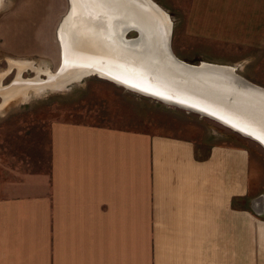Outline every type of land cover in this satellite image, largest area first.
Here are the masks:
<instances>
[{
	"label": "crops",
	"instance_id": "0c3cea01",
	"mask_svg": "<svg viewBox=\"0 0 264 264\" xmlns=\"http://www.w3.org/2000/svg\"><path fill=\"white\" fill-rule=\"evenodd\" d=\"M200 37L264 45V0H188ZM243 145L72 120L0 192V264H264ZM256 198L252 197V199Z\"/></svg>",
	"mask_w": 264,
	"mask_h": 264
},
{
	"label": "rangeland",
	"instance_id": "374dc122",
	"mask_svg": "<svg viewBox=\"0 0 264 264\" xmlns=\"http://www.w3.org/2000/svg\"><path fill=\"white\" fill-rule=\"evenodd\" d=\"M152 1L173 22L171 48L176 56L191 64L234 66L239 75L264 87V45L240 46L200 37L196 24H186L188 0ZM4 3L6 6L0 10V192L5 183L18 181L26 171L47 167L51 122L72 120L195 140L205 137L209 143L247 147L250 191L245 201L240 199L239 207L244 205L252 210L250 199L256 196L263 203L253 205V211L264 219V149L208 117L164 104L96 75L61 89L31 90L25 97L12 98L4 104L5 93L1 90L15 92L19 84L36 78L33 68L46 67L50 73H56L60 52L55 34L67 11V0H4ZM133 36L134 32L128 34ZM11 60L32 63L33 68L22 69L17 79L19 71ZM38 77L47 79L45 74ZM260 208H263L261 212Z\"/></svg>",
	"mask_w": 264,
	"mask_h": 264
},
{
	"label": "bare ground",
	"instance_id": "6f19581e",
	"mask_svg": "<svg viewBox=\"0 0 264 264\" xmlns=\"http://www.w3.org/2000/svg\"><path fill=\"white\" fill-rule=\"evenodd\" d=\"M4 5V0H0V6ZM117 19L131 21L141 27L144 36L138 47L124 49L120 46L115 23ZM171 22L169 15L152 0H67V11L55 34L60 52V65L56 73H50L46 67L35 69L32 63L26 61L11 60L10 63L19 71L17 79L27 66L35 70L36 78L19 84L15 92L1 90L2 94L5 93L3 103L16 97L23 98L31 90L61 89L68 83L96 75L148 97L157 99L155 96H158L168 102L174 99L177 103L180 101L200 107L217 115L234 129L264 142V100L257 101L258 96H250L259 94L263 98L264 94L251 90L244 92L249 97L237 95L236 86L227 75V67H218L214 73L203 71L198 75L174 73L172 64L166 61L162 53L163 28L168 31ZM206 63L201 62V66H210ZM123 67L134 71L132 77L123 74V71H127ZM152 73L161 77L175 75L173 79L177 81L175 87L178 91L200 103L170 91L153 92L154 89L145 83H139L142 75L150 77ZM40 74H45L47 79H39ZM200 79L208 83H201ZM209 83L215 87H210ZM218 87L232 93L219 95L216 91Z\"/></svg>",
	"mask_w": 264,
	"mask_h": 264
},
{
	"label": "water",
	"instance_id": "95a60500",
	"mask_svg": "<svg viewBox=\"0 0 264 264\" xmlns=\"http://www.w3.org/2000/svg\"><path fill=\"white\" fill-rule=\"evenodd\" d=\"M5 6L6 5L0 6V10H2ZM115 23L117 26L116 32H117V35H118L119 40H120V42H119L120 46L123 47L124 49H131V48L138 47V45L141 43L143 36H144L141 27L138 24L132 23L131 21H127V20L120 21V19H117V20H115ZM107 27H109V26H107ZM172 27H173V22H171L170 29L168 31H165L163 28L164 42H163V46H162V53H163L166 61L168 63L172 64V66L174 68L173 69L174 73L182 72L183 74L186 73L188 75H190V74L198 75L203 71H209V72L214 73V72L218 71V70H216V69H218V67H227L228 69H226V71L229 73L227 75L229 76L230 80H232L230 82L236 86L235 93L237 95H240L243 97H249V95H247L244 92L251 91V90L252 91L254 90V91H257V92L264 94V87L257 85L255 83L251 82L250 80L246 79L245 77L239 75L236 72V67H234V66L218 64V63L212 64L210 62L209 63L207 62L206 64H208L210 66L203 67V66H201V62H199L198 64H194V63L191 64V63H187V61L185 62V60H183V59H180L178 56H176V54L173 52V50L171 48ZM130 32H134L135 36L128 37V34ZM123 68H125V67H123ZM125 69H127V71H123V74H125V75L130 74L129 77H132V74L134 71H131L129 68H125ZM173 76H175V75H169V76L165 75V76L161 77V75H157V74H153V73H152V76H150V77H144V75H142L139 79V83L140 84L142 82L145 83L146 85H148L147 87H149V88L151 87V89H154V90H152L153 92L170 91V93H172V94H178L179 97L185 98V99L192 101V102L200 103L197 100H194L193 98L187 96V94L181 93L180 91H178V89L175 87V83H177V81H176V79H173L174 78ZM148 78L151 80V83H149ZM229 78H228V81H229ZM200 81H201V83H204V84L208 83V82H204L202 79H200ZM210 87H215V85L210 84ZM124 88H126V87H124ZM216 89H217L216 91L219 93V95H224L227 92H231V91L225 90V88H222V87H218ZM136 93H138V92H136ZM138 94H140V93H138ZM141 95L145 96L144 94H141ZM251 95L258 96V98H256L257 101L263 102V100H264V97L262 98L259 94H250V96ZM155 97H157V99L154 97H150V98L156 99V100H158L164 104H167V105H171V106L178 107V108H181L184 110L192 111V112H195V113L200 114L202 116L208 117V118L222 124L223 126L229 128L230 130L242 135L243 137H246V138H249V139L255 141L264 149V142L263 141H261L260 139L254 137V136L242 133V132L238 131L237 129H234L231 125L226 124L224 121L219 119L217 117V115H215L211 112H208V111H206L200 107H197V106L180 103V101H179V103H177V102H175L174 99H171L172 101L168 102V101H164V100L160 99L158 96H155ZM258 199L259 198L256 197V198L251 200V208L252 209H254L253 205H255V206L259 205V204L262 205V203H263V202H261L262 200L259 201ZM261 210H263V208H260V212H261ZM260 212H258V213H260Z\"/></svg>",
	"mask_w": 264,
	"mask_h": 264
}]
</instances>
